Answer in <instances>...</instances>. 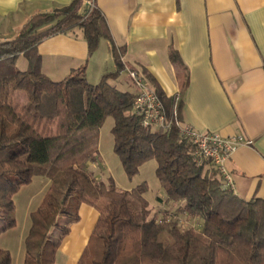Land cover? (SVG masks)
Masks as SVG:
<instances>
[{"label":"trees","instance_id":"1","mask_svg":"<svg viewBox=\"0 0 264 264\" xmlns=\"http://www.w3.org/2000/svg\"><path fill=\"white\" fill-rule=\"evenodd\" d=\"M73 0L47 13H36L19 34L0 41V233L16 225L13 196L34 176L50 183L37 208L30 212L23 264H54L55 251L79 219L80 204L90 205L98 218L75 264H264V199L244 200L223 188L210 161L200 164L194 146L181 137L176 124L164 131L143 127L134 113L135 90L112 83L125 70L123 47L111 38L94 0ZM49 28L39 31L43 25ZM78 27L89 54L100 39L109 43L115 70L92 84L85 67L63 79H49L41 70L37 44L46 36ZM23 56L27 66L18 69ZM138 73V72H137ZM138 76H144L138 73ZM133 88V89H132ZM155 93L166 115L180 121V101ZM113 119V150L128 177L148 159L162 189L159 205L150 207L147 183L120 189L89 169L98 156V130ZM198 226L182 227L179 219ZM0 247V264H10ZM89 254V260L84 258Z\"/></svg>","mask_w":264,"mask_h":264},{"label":"crops","instance_id":"2","mask_svg":"<svg viewBox=\"0 0 264 264\" xmlns=\"http://www.w3.org/2000/svg\"><path fill=\"white\" fill-rule=\"evenodd\" d=\"M72 1L0 0V41L15 38L32 15ZM94 5L115 44L124 48L126 67L142 74L163 95H179L183 123L196 131L242 136L244 143L224 165L232 192L244 200L264 199V0H94ZM83 38L76 27L41 39L37 53L42 72L58 80L84 66L85 78L95 84L114 71L108 41L100 39L89 54ZM20 62L21 68L27 66L23 56L16 64ZM111 82L122 86L118 76ZM35 178L40 179L38 206L50 181L34 176L23 186ZM31 211L20 240L29 229ZM77 211L79 219L69 223L54 264L59 256L63 263H77L88 242L98 212L85 203ZM14 227L0 233L1 248L9 250L2 240Z\"/></svg>","mask_w":264,"mask_h":264},{"label":"rangeland","instance_id":"3","mask_svg":"<svg viewBox=\"0 0 264 264\" xmlns=\"http://www.w3.org/2000/svg\"><path fill=\"white\" fill-rule=\"evenodd\" d=\"M18 69H23L22 63L16 64ZM130 69V68H129ZM42 70V69H41ZM119 80L122 81L121 88L126 89L128 87L134 88V83L129 77L128 70H124L121 75L118 76ZM125 81V82H124ZM127 82V86L126 83ZM132 88V89H133ZM128 89V88H127ZM113 125V119L110 116H106L100 128L98 130V156L95 163H90L91 170L96 178L105 181L107 183L108 179L111 178L116 184V186L120 189H131L136 185L140 184L142 181L147 183V191L145 192V197L149 201L150 207L152 211L160 210L162 211L165 208H168L169 205H158L155 201V196L160 195L162 193V189L157 182V178L155 176V167L156 161L155 159H148L138 168V172L131 177H128L125 171L122 169L121 161L119 157L115 154L113 150V136L111 134V127ZM41 176V175H39ZM40 178V177H39ZM39 180L35 178L33 183L28 186H23L16 194L13 196L14 199V217L17 224L15 225V229L12 233H8L3 237L2 241L8 245V253L11 256L10 264H23V255H24V243L23 240H20V234L24 232V227L27 223H29L28 210H35L37 203L40 200L41 195L39 194ZM169 208L173 211L175 208L171 204ZM182 227L186 225L193 224L194 226H198L195 220L191 219H179ZM1 222V221H0ZM89 260V254H86L84 261L85 263ZM62 264V258L57 257V262L55 264ZM63 264H68L64 262ZM70 264V263H69Z\"/></svg>","mask_w":264,"mask_h":264},{"label":"built area","instance_id":"4","mask_svg":"<svg viewBox=\"0 0 264 264\" xmlns=\"http://www.w3.org/2000/svg\"><path fill=\"white\" fill-rule=\"evenodd\" d=\"M86 5H91V1L86 0ZM129 77L134 83L135 102L134 113L141 118L143 127H155L164 131L170 130V127L176 124L178 133L186 141L194 146L193 156L198 161V164L204 160L211 163L222 179L223 188L233 189V183L230 175L226 170L225 162L239 145L244 143L241 135L222 136L217 132L211 131H196L189 125L173 120L175 113V105L179 100V95H174L173 113L170 118L166 115L161 99L155 93L147 82L143 80L134 69H128Z\"/></svg>","mask_w":264,"mask_h":264}]
</instances>
